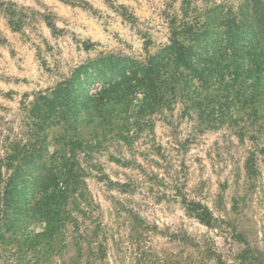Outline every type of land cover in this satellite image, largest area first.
I'll return each mask as SVG.
<instances>
[{
	"label": "rangeland",
	"instance_id": "1",
	"mask_svg": "<svg viewBox=\"0 0 264 264\" xmlns=\"http://www.w3.org/2000/svg\"><path fill=\"white\" fill-rule=\"evenodd\" d=\"M244 1L0 0V156L39 141L76 171L51 249L0 248V264H264V77L235 91L90 90L85 108L30 135L31 105L77 68L143 64L173 29ZM200 105L226 118L200 123Z\"/></svg>",
	"mask_w": 264,
	"mask_h": 264
},
{
	"label": "trees",
	"instance_id": "2",
	"mask_svg": "<svg viewBox=\"0 0 264 264\" xmlns=\"http://www.w3.org/2000/svg\"><path fill=\"white\" fill-rule=\"evenodd\" d=\"M259 77H264V7L257 0H245L237 14L215 8L204 13L202 21L173 29L170 45L143 64L109 56L77 68L69 80L31 105L30 135L37 138L59 116H69L79 105L85 108L93 101L90 90L172 91L180 83L182 91H235L249 88L248 82ZM211 106L195 109L200 123L226 118L221 106ZM75 183V164L57 153L47 157L41 142L4 145L0 248H14L19 259L49 251L68 215L65 206Z\"/></svg>",
	"mask_w": 264,
	"mask_h": 264
}]
</instances>
